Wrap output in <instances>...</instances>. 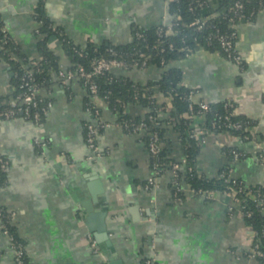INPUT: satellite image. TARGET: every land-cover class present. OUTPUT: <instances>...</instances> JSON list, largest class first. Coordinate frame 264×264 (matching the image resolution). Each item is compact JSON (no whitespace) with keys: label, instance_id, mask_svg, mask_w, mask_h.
Instances as JSON below:
<instances>
[{"label":"crops","instance_id":"1","mask_svg":"<svg viewBox=\"0 0 264 264\" xmlns=\"http://www.w3.org/2000/svg\"><path fill=\"white\" fill-rule=\"evenodd\" d=\"M41 1L0 0V20L27 57L42 58L47 48L63 68H72L76 63L58 39L45 43L44 35L36 32L34 13ZM43 8L77 44L128 43L136 27L168 25L174 18L170 0H44ZM238 45L243 64L218 51L199 49L174 60L168 69L179 68L184 84L201 90L200 99L231 101L237 115L257 120V140L264 145V8L254 20L243 22ZM164 69L152 65L114 73L146 83L160 78ZM50 73L51 83L40 93L54 106L40 124L24 116L0 118V152L10 159L7 184H0V206L16 213L14 225L25 240L30 264H111L114 257L123 264H144L147 257L158 264H264L263 258L248 255L256 234L238 206L230 213L233 200L228 193L218 192L214 199L189 195L177 203L168 170L158 176L157 185L147 188L153 170L146 135L117 124L120 111L102 98L97 101L100 116L95 117L79 77L65 83L56 70ZM13 75V67L0 61V97L12 90ZM158 98L171 106L162 93ZM148 111L146 105L128 103L131 115L144 117ZM159 113L171 117V107ZM98 119L113 124L99 131L104 155L90 160L86 122ZM166 127L162 147L168 157L180 160L186 155L180 132L174 123ZM37 137L48 142L44 150L36 145ZM231 147L247 154L234 159L226 150ZM231 166L247 185L264 186V162L254 142L231 130L211 131L197 152V173L216 178ZM80 202L94 210L107 208L110 243L97 241L98 251ZM0 248V264H16L1 226Z\"/></svg>","mask_w":264,"mask_h":264},{"label":"trees","instance_id":"2","mask_svg":"<svg viewBox=\"0 0 264 264\" xmlns=\"http://www.w3.org/2000/svg\"><path fill=\"white\" fill-rule=\"evenodd\" d=\"M43 1L44 0L41 1L34 13L35 18L39 23V34L44 35L43 41L47 43L50 39L56 37L60 44L67 50V53L72 56L73 61L76 64H84L87 68L91 67V62L95 58L102 56H115L130 63L147 58L149 66L157 65L165 67L174 60L188 56L193 51L199 49L218 51L222 56L228 58L227 52L221 44V40L212 34L216 31L232 34L234 29L230 26L229 17H225L223 12L233 7L236 0H170V11L172 15H174L171 27L163 24L154 25L148 28L138 26L134 29L133 40L121 44L107 40L101 43L90 40L86 44H77L65 33L63 28L57 26L45 14ZM242 1L244 4L243 12L247 15V20L249 21L254 20L257 17L258 12L264 8V0ZM213 14L217 15L207 19L203 28H198L197 24H192L197 17ZM2 25L4 24L0 20V61H6L13 67L14 71L11 82L12 90L6 96L0 97V105H5L10 98L17 96L22 91L18 86L21 84V78L26 71L22 65L21 59L27 61L29 57L22 52L20 45L12 37L9 30H2ZM238 40L239 36H235L233 39L235 43ZM75 66L72 68H75ZM59 68L60 64L58 56L46 48L43 57L39 61V65L36 66L35 69V78L38 85L40 87L50 85V71L58 70ZM95 81L98 84L100 95H107L109 105L118 110L120 109L122 102H138L151 107L160 105L165 107L168 105L166 100L160 101L158 97L149 98V95L153 93H157V95L162 93L164 96L170 98L169 95L172 93L173 95L170 98L171 117H163L162 115L160 116L159 113L163 125L158 127L150 122V129L157 130L163 141V136L168 129L166 124L174 123L175 129L180 132V137L185 147V154L188 158L187 167H184L182 172L186 182L195 187L214 189L219 192H223L233 186L232 182L223 176L208 178L197 173L195 164L196 155L200 145L196 138L191 137L188 133L191 129L190 124L192 121L189 116V101L187 99V93L190 90V87L182 84L183 73L179 68L173 67L165 70L160 78L153 79L146 83L137 82L128 76L116 75L115 73L96 75ZM89 105L93 106L92 100H88V106ZM211 107L212 110L207 113L205 125L210 128V132L221 131V129L213 126V122H220V117L232 111L234 112V104L231 102L229 106H226L224 101L213 102L211 103ZM173 117L174 119H172ZM44 118L45 116H43V119ZM127 118H133L138 121L143 117L131 115L130 113H121V121ZM232 119L249 121L253 125L257 124V120L247 116H239L236 113L232 115ZM226 130H231L247 140L245 138L249 133L247 130H236L233 128H227ZM231 148L226 150L231 156H233ZM235 148L239 149V147ZM154 159L155 158L153 157L151 158V165L153 164ZM173 160L174 159L167 156L165 147H162L160 161L164 164H168ZM4 163H6L5 166ZM9 166L10 159L7 155L0 152V184L2 185L7 184L6 169ZM190 166L192 167L191 170L189 168ZM228 168L229 167L224 168L223 171H228ZM239 180L244 181L241 178H239ZM256 187L264 190V186L262 185H256ZM239 196L242 199L245 208L252 210V215L245 216V220L256 232L255 239L259 240L261 239V234L264 229V211H262L253 199L245 193L241 192ZM0 207L3 210V215L0 216V221L2 220L7 223L16 242L26 245L25 240L18 234L16 226L10 221L9 209L3 206ZM261 241L264 250V240L261 239ZM24 259L27 264H30L26 250Z\"/></svg>","mask_w":264,"mask_h":264},{"label":"built area","instance_id":"3","mask_svg":"<svg viewBox=\"0 0 264 264\" xmlns=\"http://www.w3.org/2000/svg\"><path fill=\"white\" fill-rule=\"evenodd\" d=\"M244 4L242 0H236L233 7L229 10L223 12L225 17H229L230 26L234 29L232 34L221 33L216 31L212 35L218 37L221 40V44L225 51L227 52L228 59L241 64L243 61V55L238 45V41L235 43L233 41L235 36H239V31L243 22L247 21V15L243 12ZM217 15H204L197 17L192 24H197L198 28H203L207 19ZM172 22L167 26L171 27ZM3 31H8L5 25L1 26ZM36 32L40 33L39 23L37 22ZM170 32V29H169ZM172 45V44H171ZM143 54V53H142ZM191 54V53H190ZM189 54V55H190ZM41 58H29L27 61H22V65L25 68V74L22 76L21 84H19V89L22 91L15 97L10 98L5 105H0V118L10 119L17 116H24L33 120L36 124H40L43 120V116H46L52 107L54 106V101L50 98H45L41 95V87L38 85L35 78V69L39 65ZM149 66V61L147 58L141 61H135L133 63L127 62L118 57H97L91 62V67L87 68L84 64H76L75 68L65 69L60 65L57 71L59 78L63 82H69L77 77H79L83 85L88 89L93 102V106L89 105L88 109L91 111L95 117L99 118L100 108L98 106V99L102 98L105 102L109 103L107 95H100L98 84L95 81V76L99 74L114 73L117 69L123 71H129L132 69H145ZM164 70H168V65L163 67ZM182 84L184 82L182 81ZM201 90L196 87L190 88L187 93V99L189 101V116L192 121L190 124L191 129L188 131L189 135L196 138L199 145H202L207 141V134L210 133V128L205 125V120L207 118V113L212 110L211 103L205 99H200L199 95ZM170 93L169 97H172ZM158 97L157 93L149 95V98ZM226 106H229L230 101H224ZM169 105L167 106H148L149 111L146 116L140 120H134L133 118H127L116 122L117 124L124 127L129 133L132 134H144L147 137V146L151 154V158H155L152 164L153 173L149 177L146 187L150 188L153 185H157L158 176L165 171H170L172 175V187H173V200L177 203H183L187 196H204L207 199H214L219 191L214 189H207L201 187L192 186L190 183L186 182L182 174L184 167H187V155L183 156L180 160H173L168 164H164L160 161V153L162 150V138L157 130H151L149 123L152 122L156 126H161L162 121L159 116V112L162 110L169 111ZM119 111L123 114L128 112V103L122 102ZM158 113V114H157ZM235 111L230 112L222 117H220V122L214 121L213 126L222 130L227 128L233 129H244L249 133L245 136L248 141L254 142L257 150L259 159L264 162V145L257 140L256 125H253L249 121L233 120L232 115ZM200 117L203 118L198 122L196 119ZM113 123L106 120H90L86 122V143L89 150L88 159L95 160L102 157L105 153L99 142V131L102 128L111 126ZM37 146L41 147L43 150L47 147L48 142L37 137L35 139ZM107 151V150H106ZM234 159L244 157L247 152L242 149L231 148ZM7 163V161H6ZM4 163V166L5 164ZM190 170L192 167H189ZM227 180L231 181L233 186L223 192L228 193L233 200V204L230 206L229 211L232 213L236 206H238L242 215L251 216L252 210L245 208L242 203V199L239 194L241 192L245 193L256 203L262 211H264V190L256 186H249L244 181L239 180V177L233 174V167H229L228 171H222L221 175ZM10 211V221L14 223L16 218V213L12 210ZM3 215V210L0 207V216ZM0 226L2 232L7 236L11 247L15 254L16 264H27L25 255V245L20 242H16L14 236L10 232L7 223L5 221H0ZM256 234V232H255ZM90 239L95 251H98L97 240L90 234ZM261 239L264 240V229L261 234ZM261 239H255L252 249L249 251L248 255L252 257H261L264 259V250L261 245ZM1 256V248H0ZM144 264H158L154 257H147Z\"/></svg>","mask_w":264,"mask_h":264},{"label":"water","instance_id":"4","mask_svg":"<svg viewBox=\"0 0 264 264\" xmlns=\"http://www.w3.org/2000/svg\"><path fill=\"white\" fill-rule=\"evenodd\" d=\"M74 197L78 200L77 195L75 194ZM81 209L83 212V216L86 219V222L91 231L95 233V237L99 243L108 242L110 243L109 233L107 231V224H106V214L107 208L103 207L98 210H94L91 208L88 202H80ZM111 264H123L121 259L113 258L110 260Z\"/></svg>","mask_w":264,"mask_h":264}]
</instances>
